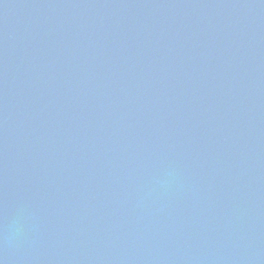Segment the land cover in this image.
Returning <instances> with one entry per match:
<instances>
[{"label": "water", "instance_id": "water-1", "mask_svg": "<svg viewBox=\"0 0 264 264\" xmlns=\"http://www.w3.org/2000/svg\"><path fill=\"white\" fill-rule=\"evenodd\" d=\"M2 264H264V0H0Z\"/></svg>", "mask_w": 264, "mask_h": 264}, {"label": "snow or ice", "instance_id": "snow-or-ice-1", "mask_svg": "<svg viewBox=\"0 0 264 264\" xmlns=\"http://www.w3.org/2000/svg\"><path fill=\"white\" fill-rule=\"evenodd\" d=\"M0 264H2V261H0Z\"/></svg>", "mask_w": 264, "mask_h": 264}]
</instances>
